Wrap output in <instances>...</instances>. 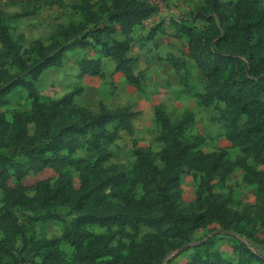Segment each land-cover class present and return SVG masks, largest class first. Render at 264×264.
Masks as SVG:
<instances>
[{"label": "rangeland", "instance_id": "1", "mask_svg": "<svg viewBox=\"0 0 264 264\" xmlns=\"http://www.w3.org/2000/svg\"><path fill=\"white\" fill-rule=\"evenodd\" d=\"M221 1L0 0L4 260L264 264V0ZM208 25L218 47L204 46ZM192 28L199 70L180 57ZM121 41V58L106 55ZM92 58L101 74L79 75ZM216 64L235 120L194 95ZM145 96L160 110L138 118Z\"/></svg>", "mask_w": 264, "mask_h": 264}, {"label": "trees", "instance_id": "2", "mask_svg": "<svg viewBox=\"0 0 264 264\" xmlns=\"http://www.w3.org/2000/svg\"><path fill=\"white\" fill-rule=\"evenodd\" d=\"M218 1H219V2H217L218 7L221 6L220 3H222L223 5L225 4L221 0H218ZM136 14H137V12H136ZM127 21L131 22V19H126V22ZM193 26L195 27V25H193ZM212 28H215V27L212 26ZM212 28H210L209 25L206 26V31H205L206 32V36H205V45H204L205 47L206 46H212V45H213V47L214 46L218 47L219 42L221 40H223V36H218L215 40H213L211 31H213L215 29H212ZM195 29H196V27H195ZM187 30H188V32L190 31L191 34H192L190 36V38L187 40V43H188V54L190 56H192L196 60V62L198 63V65L200 67V65H201L200 57H199V55H198V53L196 51L197 47H200L199 46L200 44L198 43L199 41H198V39L194 38V34H195L194 28L187 29ZM214 33L217 34L218 31H214ZM118 42H115V44H117ZM124 43H126V42L121 41L120 43H118L120 46L117 47L114 51H111V52H109L107 44H105V43L103 44L102 48H103V50H105L106 55H110L114 59H115V57L121 58L120 57V53L125 51L127 49V47H128L127 43H126V45ZM71 44H74V43H71ZM66 48H67V46H63L62 48H60L54 54L46 57L45 66H49V65L57 66V65H59V62L61 61V58H62V53H63V51ZM207 57L210 58V57H212V55H209ZM213 58H215V57H213ZM99 65H100V58H97V59H94V58H92V59H83L82 61H80L81 73L88 72L89 74H93V75L101 74L102 71L100 70ZM120 68H121L120 66H116V69H120ZM212 74H217V76L213 75L214 76V82H213L212 85H210V84H208V81L211 80L213 77L209 73H205L206 78H207L206 80H208V81H206V83H204V86L202 88L203 91L196 93L197 97H198V103L204 104V105H209L214 100L215 101L222 100L226 104V106L221 109L222 114L224 116H227V117L231 118L232 120H235L234 115H231V112L233 111V109L229 108V104L232 101H234V100H235L234 104H235V102H238L237 101V95H235L233 93L234 91L231 88H229L227 85L226 86H220L218 84L219 81H221V84L224 83V81L221 80V78H220V76H221V67L219 65H217V64L213 65ZM129 79L131 81L135 80V78H133V77H129ZM158 107L155 108L157 113H159V110H160V108H158ZM249 111H250V109H249V107H247V105H243L241 108L238 109V112H243V113H248ZM122 117H124V118L128 117V123L126 124V122L123 119L121 122L119 121L120 127H128L130 125L131 120L134 118V115L132 113L129 114V112L128 113L124 112V115ZM176 124H177V127L182 126V124H180V126H179V122L178 123H174V125H173L174 129H175ZM168 130L171 131V128H169ZM195 145L196 144L193 143V144H191V147H194ZM173 147H174V145H173ZM162 154H164L166 157L168 156V154H165V153H162ZM178 155L180 156V154H177V156ZM177 156H175L174 158H176ZM40 247H41V245H39V248ZM0 259H2L1 255H0ZM17 264H19V263L17 262Z\"/></svg>", "mask_w": 264, "mask_h": 264}, {"label": "crops", "instance_id": "3", "mask_svg": "<svg viewBox=\"0 0 264 264\" xmlns=\"http://www.w3.org/2000/svg\"><path fill=\"white\" fill-rule=\"evenodd\" d=\"M185 51L183 52L182 50L180 51V53H182L181 54V59H182V61L184 62V63H186L187 61H188V63H191L192 65H193V67H195V68H197L198 70L200 69V67H199V65H198V63L196 62V60L192 57V56H190L189 54H188V43H186V40H185ZM161 47V46H160ZM166 47H169V46H166ZM171 47H172V44H171ZM169 49V48H168ZM138 50V49H137ZM175 52L176 51V48H173L172 47V49L170 48L169 50H168V52ZM179 53V54H180ZM135 58H136V60L138 59L139 60V56L137 57V56H135ZM110 59V58H109ZM109 59H107L106 58V60H104L103 62H104V64H105V68H107V69H109V68H112L113 67V70H114V68H115V70H116V66H115V63H113L112 62V67L110 66V60ZM143 60V57H141V61ZM110 66V67H109ZM56 67V66H55ZM59 67V66H58ZM133 70V69H132ZM117 71H122V69L120 68V69H117ZM79 75H81V71H80V69H79ZM135 75H133V73L131 74V73H129V72H127V75H126V73H125V75H124V83H125V88L126 89H128V84L129 85H131L137 92H140V93H143V89H140V88H142V84L140 83V81L137 83V81L136 80H134V81H131L130 79H129V77H133V78H135L134 77ZM180 76V78H181V80H179V83L177 82V88L180 90V91H182V85H183V88L185 87H187L186 86V84H185V80H184V76H182V75H179ZM186 79V78H185ZM181 81V82H180ZM190 81H194L195 82V80H193L192 78L190 79ZM194 82H193V84H194ZM185 84V85H184ZM175 88V87H174ZM199 91L197 90V91H194V95L196 94V93H198ZM144 94H148V93H144ZM144 94H142V95H144ZM162 95H164V96H168L166 93H162L160 96H162ZM151 99V97H148V98H146V96H145V98H143L142 99V101L140 102L139 101V103L137 104V106H138V110H140V114H139V116L141 115L142 117H144L143 116V114H145L146 113V110H147V108L150 106V104H153V109L155 110V107L156 106H160V104H158L159 102L158 101H161V99H162V97H158L157 99H155V102L153 103V102H150V101H148V100H150ZM196 102V101H195ZM198 103V102H197ZM199 104V103H198ZM203 106H205L204 104H202ZM138 116V118H141V116L139 117ZM137 118V119H138ZM2 260H4L3 258L2 259H0V262L2 261ZM4 262V264H12V261L11 262H9L8 263V261L7 260H4L3 261ZM17 264V263H16Z\"/></svg>", "mask_w": 264, "mask_h": 264}]
</instances>
